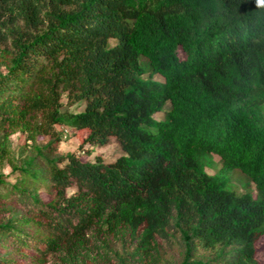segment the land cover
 I'll return each instance as SVG.
<instances>
[{"label": "trees", "instance_id": "trees-1", "mask_svg": "<svg viewBox=\"0 0 264 264\" xmlns=\"http://www.w3.org/2000/svg\"><path fill=\"white\" fill-rule=\"evenodd\" d=\"M4 164L0 264H260L264 0H0Z\"/></svg>", "mask_w": 264, "mask_h": 264}, {"label": "rangeland", "instance_id": "rangeland-1", "mask_svg": "<svg viewBox=\"0 0 264 264\" xmlns=\"http://www.w3.org/2000/svg\"><path fill=\"white\" fill-rule=\"evenodd\" d=\"M178 54L181 58L185 57V55L182 51H179ZM63 103H64V106L62 107V110L68 109L71 112H80V111H83V109H84V106L82 104H76L74 106H67V105H65V103H66L65 100H63ZM63 133L64 134L62 136V142L58 146L57 152H55L56 157H62L68 153L76 152L81 145V143H80L81 138L84 135L83 133H81L80 134V140H79L77 138H73L72 135H70L67 130H64ZM49 141H50V138H48V137L40 139L39 141H37V146L41 147L42 145L48 143ZM10 148H11V152L14 156V163L15 164H19L24 159L26 160L27 158L35 155L34 149L31 146V144L28 143L25 140V136L20 134V133H15L10 137ZM87 151H91L90 156H88V160L92 161V162L95 160L96 156H100L103 161L110 163L122 154V151H121L118 143L115 141V139H110L109 143L104 145V146L86 145V146H84L83 150L81 151V154L84 155V154H86ZM213 161L215 163H218L219 158L214 156ZM215 167L216 168L208 169L207 171L209 173L213 174L220 167V165L218 164V166H215ZM228 175L230 178V184H233L235 186V188L238 191H240L241 182L239 181V177H237L238 175L236 174V176H233V175H231V173ZM0 181H2L3 183H8V184H12L15 182L14 176L11 173V168H9L7 164H4L1 167ZM2 182H0V192L4 191L6 188V186L3 187L1 185ZM72 193H74V189L67 190L68 195H71ZM0 252L3 253V250L0 249ZM255 256H256V258L260 264H264V236H262L257 241L256 255ZM163 257L168 262H171L172 264H178L179 261L181 260L179 257V254L176 251L166 250L165 253L163 254Z\"/></svg>", "mask_w": 264, "mask_h": 264}]
</instances>
